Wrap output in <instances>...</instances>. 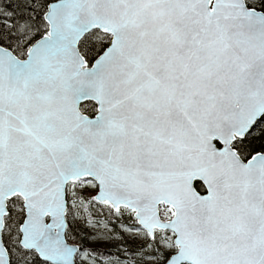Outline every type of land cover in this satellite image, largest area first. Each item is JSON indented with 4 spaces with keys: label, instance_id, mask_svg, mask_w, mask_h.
<instances>
[{
    "label": "snow or ice",
    "instance_id": "snow-or-ice-1",
    "mask_svg": "<svg viewBox=\"0 0 264 264\" xmlns=\"http://www.w3.org/2000/svg\"><path fill=\"white\" fill-rule=\"evenodd\" d=\"M0 264H264V0H0Z\"/></svg>",
    "mask_w": 264,
    "mask_h": 264
}]
</instances>
